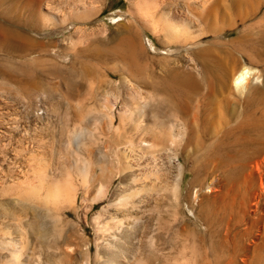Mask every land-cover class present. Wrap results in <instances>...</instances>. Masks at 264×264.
Here are the masks:
<instances>
[{"label":"rangeland","instance_id":"1","mask_svg":"<svg viewBox=\"0 0 264 264\" xmlns=\"http://www.w3.org/2000/svg\"><path fill=\"white\" fill-rule=\"evenodd\" d=\"M42 1L0 0V263L9 256V251L14 250L18 253L19 261L24 264H69V261L70 264H133V258L142 254V258L145 254L147 264H200L202 260L207 264H264V191L262 199L255 205L250 196L258 188V182L248 181L240 164L241 161L246 162V158L234 150L224 154L223 151H217L203 157L194 143L187 140L190 128L198 126L202 121L217 125L223 118L228 119L230 104L227 108L224 106L226 101L232 104V100L236 98L232 75L241 61L229 63L230 77L228 75L227 87L221 91L212 87V77L209 74L203 78L198 77L199 90L190 94L188 100L189 125L182 126L174 120L173 108L163 96L160 97L157 91L152 96L145 94L142 73L147 65L144 60L140 57L133 61L124 59L119 53L122 47L113 42L116 36L122 35L120 23L128 19L125 16L127 0H86L85 3L82 0H50L51 12L42 8ZM44 12L49 14L48 20L45 16L43 18ZM3 26L14 28L20 34L11 38L5 33ZM141 32L148 51L156 55L150 64L151 70H154V80L163 79L161 68L169 66L158 60V56L162 54H158L159 50L151 43L153 37L148 32ZM158 95L161 100L157 98ZM210 99H214L213 105L208 104ZM198 100L202 103L200 109H196ZM76 108L81 117L76 114ZM146 110L161 112L157 114L155 111V115H162L175 130L178 129L180 144L176 143L177 147H165L164 151L163 147L157 148L152 143L153 147H149L150 142L145 140L147 138L142 131V117ZM76 116L74 124L72 117ZM197 119L200 120L199 123ZM181 130L185 131V136ZM181 134L183 137H180ZM171 148H174L173 151ZM153 154L158 155L155 157ZM100 165L104 169V179L99 178L102 177ZM84 168L87 171H83ZM43 170L48 178H56L63 187L71 184L74 186L73 191L77 188L73 192L76 199L71 202L74 206L61 202V206H58L61 209L58 208L57 214V207L55 210L40 209L42 207L38 209L37 206L16 198L15 192L37 182V173L41 174ZM234 171L238 174L235 177ZM100 179L103 182L98 192ZM241 189L246 190L243 192ZM160 192L162 194L158 195ZM166 194L170 196L167 197ZM242 195L246 196L243 198ZM120 196H127L128 201L126 199L124 204H115ZM165 197L168 200L174 198L175 201L165 200ZM161 201L164 205L169 202L171 204L168 205L180 204L178 209L182 208L183 213L177 215V221L173 222L172 217L167 214L164 215L170 218L168 225L157 220V206L163 205ZM191 205L194 206L192 209ZM185 207L190 208L195 217L189 216ZM115 208L120 212L116 214ZM102 209H106V216L102 213L99 221L106 222L116 214L121 218V232L113 229V222L108 226L111 231H115H107L109 234L95 229L93 217L98 212H103ZM221 210L227 213L223 214ZM182 215L184 220H193L189 222V237L183 231L174 236L168 229L173 224H179ZM203 215V218L200 217ZM212 215L215 216L214 219ZM222 220L226 225L221 223ZM239 223L243 225L240 226ZM114 236L117 237L116 240L113 239ZM198 239L200 240L197 241ZM5 240H12V243L7 245ZM137 245L140 246L139 252L141 248L145 252L140 254ZM70 248L73 252L75 250L73 258L62 259L64 254L70 252ZM96 250L99 260L95 257ZM154 253L158 256L155 257ZM182 256L185 257L184 260Z\"/></svg>","mask_w":264,"mask_h":264},{"label":"bare ground","instance_id":"2","mask_svg":"<svg viewBox=\"0 0 264 264\" xmlns=\"http://www.w3.org/2000/svg\"><path fill=\"white\" fill-rule=\"evenodd\" d=\"M43 1H42L43 2L42 8H44V10H47L48 12H51V11H49V10H51V8L49 7L50 6V0H43ZM82 1H84V3H85L86 0H82ZM97 1L101 2L103 0H97ZM97 1H95V2L97 3ZM127 2H128V7L126 9L125 16L128 17V19L124 20L123 22L120 23L121 28L123 30L122 35L118 36V37L116 36L115 39L113 40V42L115 43L116 46L122 47L120 49L119 53L124 59L129 60V61H133L136 58L140 57L144 60V62L147 66L143 71L144 73H142L143 74V78H142V82H143L142 85L143 86L142 87L145 90V91L144 90L143 91L148 96H152L155 91H157V93L159 95H161L160 97L163 96L166 99V101H168L170 103V105L172 106V108H173L172 114L174 116V120L177 121L180 125H182V126H185V125L188 126L189 125V122H188L189 121V118H188L189 117V102H188V100H189L190 94H194V93L198 92V90H199L200 84L198 81V77L201 76V78H203L206 74H209L210 76L207 75V77L208 76L212 77V79H211L212 87H216L218 90L221 91L222 89L227 87V82L229 80L228 78L230 77V75L228 74L229 73V70H228L229 63L230 62H237V60L241 61V65L239 66V68H236V70L233 68L235 70V72L232 75V84H233L232 86H233L234 92H236L235 94L237 96L235 95L236 98H234L232 100L233 101L232 104L230 102L226 101L225 106H224V108H227V107H229V104H230V107L228 108V119H227V117H225L221 121L219 120L220 124H217V125L211 124L210 121H202V123L198 124V126L190 128L187 140L194 143V145L196 146L195 147L196 150L198 152H200L203 157L204 156L208 157V156L212 155L213 153L215 154V152H217V151H220V152L223 151V154H224V152L225 153L229 152V151L232 152V150L244 155V157L246 158V162L243 163V161H241L242 163L240 162V164H242V167H243L244 171L246 172V177L248 178V181L249 180H252V181L256 180L258 182V184L256 186L258 188L254 189V191L252 192V194L250 196L253 203H255V205H257V203H258V201H260L259 199L261 198L262 193L264 191V0H127ZM34 3H36L35 0H34ZM39 3H40V1H39ZM39 3H38V5H39ZM100 5H101V3H100ZM86 6H88V5H86ZM99 9L102 10V7H100ZM44 16H45V19L48 20L49 14L47 12H44L43 18H44ZM2 25H5V24H2ZM5 27H6V29H5ZM5 27L3 26V28H4L3 30H6L5 33H8V35L11 36V38L15 34H20V32L17 33L16 32L17 30L15 31L14 28L12 29L11 27H7V26H5ZM141 31L148 32V34H150L153 37L151 43L153 42L157 48L156 50H159V52H157V53L162 54V56H160V57L158 56V60L161 61L162 63L163 62L166 63V66L167 65L169 66L168 68H166V67H163V69L161 68V72L163 73V79H159L157 81L154 80V72H153L154 70L153 71L151 70L150 67H152V66H150V64L152 63L151 61L156 57V55H154L148 51L145 42L141 38V35H142ZM228 34H230L231 36H228ZM19 36H21V35H19ZM4 38H5V36H4ZM152 48H154V47H152ZM161 50H162V52H160ZM158 60H156V62ZM157 64L159 65V63H157ZM154 69H156V68H154ZM228 75H229V77H228ZM125 79L126 78H124V80ZM208 79H210V78H208ZM213 93H215V92H213ZM201 94H202V92H201ZM147 95H144V96H146V99L148 98ZM159 95L157 98L160 99ZM157 98H155V99H157ZM149 99H151V98H149ZM236 101H239L238 102L239 104L237 103L239 106L236 104ZM153 102L156 103L155 100ZM198 103H199V105H198ZM198 103L196 105L197 106L196 109L202 106V103L199 100H198ZM208 104L213 105L214 99H210V101H208ZM149 108H151V107H149ZM204 109H205V107H203V110ZM69 110H72V109H69ZM75 110H76V114L80 113V112H77V108ZM151 110H152V108H151ZM151 110H146L144 112V115L142 117L143 118V125L141 124L143 134H145V137L147 138L145 140L148 141V143L150 142L149 147H151L152 144H155V147H156V145L158 146L157 148H159V146L163 147L162 151H164L165 147H174L176 145V143L180 144L178 141V140H180V139H178L179 138V133L177 132L178 129L175 130L174 127H172V125L169 124L168 121H166V119H164V117L162 115H155L156 113L161 114V112L159 113V111L157 112V110H155L156 111V113H155V111L151 112ZM206 112H207V110H206ZM152 113H154V114H152ZM68 115H71V114H69V112H68ZM77 115H79L78 117H81L80 114H77ZM75 118H77V116L72 117V121ZM66 119H69V118L66 117ZM209 119H211V118H209ZM81 120H82V118H81ZM206 120H208V118ZM77 121H79V120H77ZM197 121L199 123L200 120L197 119ZM69 122H70V119H69ZM75 123L76 122H74V124ZM195 123H194V126H195ZM184 130H181V131L183 132ZM181 131H180V133H181ZM185 131L182 133L183 135H184ZM182 134L180 137H183ZM75 138H76V135H75ZM141 139H143V138H141ZM181 141H182V139H181ZM145 143L147 144V142H145ZM145 143H144V146L146 145ZM149 147H148V149H151ZM175 147H177V146H175ZM173 149H172V151H173ZM166 150H168V149H166ZM152 151H153V148H152ZM157 151H159V149ZM159 152H161V151H159ZM176 153H177V151L175 152V154ZM158 154H160V153H158ZM120 155H123V154L121 153ZM154 155L155 154H153V156ZM157 155H155V157ZM133 159H135V158H133ZM238 160H236L235 162L237 163ZM210 162H212V161H210ZM231 162H232V160H231ZM146 164H147V162H146ZM213 164H216V162H214ZM211 166L213 167V165H211ZM99 167H100V175L102 176L99 178L104 179V177H105L104 169H102L101 165ZM85 170L86 169L84 168L83 171H85ZM124 170H126V169H124ZM46 172H47V169H46ZM122 172H123V170H122ZM42 173L41 174L37 173L39 175L38 181L36 180L37 182H32L29 184L28 187H26V188L21 187L22 189L20 188L19 190H17L15 192L16 198L20 199V201L30 203L33 206L35 205L38 207V209H39V207H42L40 209L46 208L45 210H47V209L48 210L49 209L55 210L56 207H57V209L59 208L58 206L60 205L61 202H64L70 206L71 202H73L76 199V196H73V192L77 188H75V190L73 191L72 187H74V186L71 184H69L71 187L69 185L66 186V184H65V187H63L61 184H59V182L56 178L55 179L50 178L51 177L50 176L49 177L50 179H49L48 175L44 174L45 170H43ZM223 173H224V170H223ZM98 174H99V172H98ZM100 175H98V176H100ZM233 175L235 177V175H238V174H236V172H235V174H233ZM120 179H121V177H120ZM228 179L230 180L231 177L230 178L228 177ZM228 179H226V180H228ZM158 181H160V180H158ZM102 182H103V180L100 179V184L98 185V188H97L98 192L101 189ZM133 182H134V180H133ZM223 184H226V183H223ZM243 184H245V181ZM105 186H107V185H105ZM240 186L243 187L242 185H240ZM212 187H213V185H212ZM231 187H230V190H231ZM246 187H248V186H246ZM215 190H218V189L215 188ZM227 190L229 191V189H227ZM245 190H242V191L244 192ZM98 192H97V194H98ZM161 192L158 193V195L162 194ZM163 192H165V191H163ZM207 192H208V190H207ZM103 193H105V190L102 191V195H103ZM215 194H218V193H215ZM234 194L236 195V192ZM242 194H244V193H242ZM226 195L228 196L229 193H227ZM246 195H248V194H246ZM246 195H244V196H246ZM166 196H167V194H166ZM168 196H170V195H168ZM213 196H214V194H213ZM244 196H243V198H244ZM73 197H75V198L73 199ZM224 197H225V195H224ZM127 198H128L127 196H120L119 199L115 202V204H119V205L124 204V200H126ZM151 198H152V195H151ZM232 198H234V197H232ZM164 199L168 200V198H166V197ZM172 199H169V200L175 201L174 198H172ZM153 200H155V198H153ZM237 200H236V202H237ZM127 201H128V199H127ZM129 201H130V199H129ZM208 201H211V200H209V198H208ZM244 201L246 202V200H244ZM151 202H152V200H151ZM159 203H160V201H159ZM169 203L164 205L165 203L163 204V202H162L161 204H163L164 206L163 205L160 206V204H159V207H158L156 205L157 211L155 210L156 212H158L157 220L158 221L159 220L164 221L167 225L170 222V220H169L170 218L168 216L172 217L173 222H174V221L178 220L177 215H181L183 213V212H181L182 208H181V210L178 209L180 204L174 206V205H168ZM234 204H235V202H234ZM71 205L74 206V203H72ZM154 205H155V202H154ZM185 205H187V204H185ZM238 205H240L239 200H238ZM156 206H154V207H156ZM227 206H229V205H227ZM62 207H63V204H62ZM127 207H129V205ZM141 207H142V205H141ZM193 207L194 206H192L191 209ZM185 208H186L185 210H187L189 216H194V213L190 208H188V207H185ZM59 209H61V208H59ZM59 209H58V212L56 211L57 214L59 213ZM125 209L126 208H124V212H125ZM211 209H213V208L211 207ZM105 210L106 209H102L103 212H98V214L95 217H93V220H94L93 222H95V227H96L95 229L97 231L108 233L107 231L110 230V227L108 226V224L110 222H113V224H114L113 229L115 228L116 232H121L122 231L121 230L122 229L121 218H118V216L116 215L117 213L120 212V211L118 212L119 209L118 210L116 209L117 210L116 214L114 216H110L108 218L109 220H107L106 222H101V221H99L98 218L102 217L101 216L102 213H103V215L106 216ZM142 210L145 211L144 209H142ZM246 210L244 212H247ZM233 211H234V209H233ZM51 212H53V211H50V213ZM132 212H133V210H132ZM132 212H131V214H133ZM204 212L206 213V211H204ZM214 212L217 213V211H214ZM214 212H212V213H214ZM129 213H127V214H129ZM222 213L224 214L225 211L224 212L222 211ZM47 214H49V211ZM122 214L124 215V213H122ZM164 214H167L168 216H166ZM210 214H211V212H210ZM110 215H112V214H110ZM146 215H148V214H146ZM233 215H234V213H233ZM120 216H122V215H120ZM213 216L214 215H212V218L214 219L215 216L214 217ZM226 216H228V215H226ZM134 217H136V216H134ZM184 217H185V215H184ZM198 217H197V219H198ZM200 217L203 218L204 215L200 216ZM225 218H227V217H224V219ZM138 219L137 220L139 222L140 218L138 217ZM230 219H231V217H230ZM232 220H233V218H232ZM238 220H236V221L238 222ZM129 221L130 220H128V222ZM148 221H146V222H148ZM191 221H193V220H190V221H189V219L184 220L183 215H182L181 221L179 222V224H176V225L173 224L174 226L172 225L168 229L172 231V234L174 236L179 234L180 231H183L184 233L186 232L187 236H188V234L191 233V231L189 230L190 229L189 226L191 227V225H189V222H191ZM204 221H202V222H204ZM208 221H209V218H208ZM212 221L213 220H211V222ZM217 221H219V220H217ZM150 222H152V221H150ZM160 222H157V223H160ZM173 222H171V223H173ZM223 222L224 221L222 220L221 223H223ZM241 222H242V220H241ZM243 222H244V220H243ZM204 223L209 224V222H207V223L204 222ZM216 223H218V222H216ZM226 223H229V222H226ZM230 223H231V221H230ZM143 224H144V222H143ZM205 224L203 226L204 228L206 227ZM224 224H225V222L223 223V225ZM232 224H233V222H232ZM240 224L241 223H239V225ZM252 224H253V222H252ZM145 225H147V223ZM145 225H143V226L145 227ZM148 225H150V224L148 223ZM210 225L211 224H209V226ZM234 225H238V224H234ZM241 225H243V224H241ZM196 226H197V224H196ZM149 227H151V226H149ZM154 227H156V226L154 225ZM158 228L161 229L160 227H158ZM221 228H223V227H220V229ZM159 229H157V230L159 231ZM144 230H145V228H144ZM154 230H156V229H154ZM210 230H211V228H210ZM114 231H111V232H114ZM127 231H129V230H127ZM127 231H126V233H127ZM135 231H136V229H135ZM151 231H153V229ZM158 231H155V232L157 233ZM146 232H147V230H146ZM160 232H162V231L160 230ZM199 232L202 233V231H199ZM236 232H238V231L236 230ZM148 233H150V231ZM218 233H219V231H218ZM123 234L124 233H122V235ZM128 234H130V233H128ZM153 234H155V233H153ZM225 234H227V232ZM116 235H117V233H116ZM158 235H159V233H158ZM199 235H201V234H199ZM226 236H228V234ZM108 237H110V236H108ZM118 237H120V236H118ZM134 237H135V235H134ZM202 237H201V239H202ZM114 238H115V236L113 237V239ZM116 238H115V240H116ZM194 238L197 239V237H195V236H194ZM199 238H200V236H199ZM203 238H205V236ZM11 239H12V237H11ZM162 240H164V239H162ZM199 240L200 239H198L197 241H199ZM119 241H120V239H119ZM202 241H204V240H202ZM1 242H2V240H1ZM120 242H122V240ZM149 242H148V244H149ZM11 243H12V240H5V244L9 245ZM109 244H111V243H109ZM144 244H145V246H147L146 243H144ZM185 244L186 243L184 241V243H183L184 248H185ZM77 245L78 244H76L75 247H77ZM179 245H180V242H179ZM193 246H194V244H193ZM62 247H61V249H62ZM99 247L96 249H99ZM137 247L139 249L140 246L137 245ZM61 249H60V252L62 253ZM64 249H63V251H65ZM76 249H78V248H76ZM142 249L143 248H141V252H139L140 249L138 250V252L140 254L145 252V251L142 252ZM157 249H159V248H157ZM79 250H80V248H79ZM82 250H83V248H82ZM97 251L98 250H96L95 257L97 260H99L100 256H99V253ZM155 251L153 250V252H155ZM74 252H75V250H74ZM74 252H73V249L70 248V252L67 255L64 254L65 256L63 255V257L62 256L61 257H62V259L64 258L66 260H69V259L71 260V258H73ZM81 252L85 253L83 251H81ZM138 252H137V254L139 255ZM120 253L121 252H119V254ZM87 254H88V251H87ZM154 254L156 257L157 253H154ZM8 255L9 256L5 257V259L1 258V259H3V262H1L0 264H24L23 262L19 261L18 253L15 252L14 250L9 251ZM120 255H122V253ZM142 255H140L139 257H134L132 263L133 264H147L148 261L145 257V254H144V257L146 260L143 259L144 257L143 258L141 257ZM184 255H186V254H184ZM203 255L205 256L206 254H203ZM182 258L184 260L185 257L182 256ZM62 259H61V261H62ZM207 260H208V258H207ZM70 262L71 261H69V264H70ZM191 262H192V260H191ZM153 264H155V263H153ZM176 264H179V263H176ZM182 264H183V262H182ZM200 264H207V262L202 260V262ZM208 264H210V263H208Z\"/></svg>","mask_w":264,"mask_h":264}]
</instances>
